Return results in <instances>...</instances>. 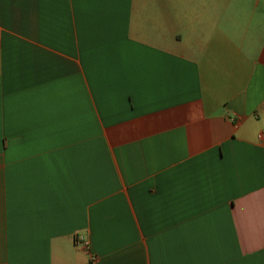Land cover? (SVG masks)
Wrapping results in <instances>:
<instances>
[{"label":"crops","instance_id":"crops-1","mask_svg":"<svg viewBox=\"0 0 264 264\" xmlns=\"http://www.w3.org/2000/svg\"><path fill=\"white\" fill-rule=\"evenodd\" d=\"M264 0H0V264H264Z\"/></svg>","mask_w":264,"mask_h":264},{"label":"built area","instance_id":"built-area-1","mask_svg":"<svg viewBox=\"0 0 264 264\" xmlns=\"http://www.w3.org/2000/svg\"><path fill=\"white\" fill-rule=\"evenodd\" d=\"M259 139H261V140L264 139V134L263 133L259 134Z\"/></svg>","mask_w":264,"mask_h":264}]
</instances>
